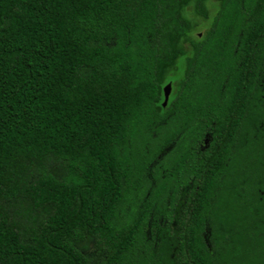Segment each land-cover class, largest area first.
Listing matches in <instances>:
<instances>
[{"label":"trees","instance_id":"trees-1","mask_svg":"<svg viewBox=\"0 0 264 264\" xmlns=\"http://www.w3.org/2000/svg\"><path fill=\"white\" fill-rule=\"evenodd\" d=\"M0 264H264V0H0Z\"/></svg>","mask_w":264,"mask_h":264},{"label":"rangeland","instance_id":"rangeland-1","mask_svg":"<svg viewBox=\"0 0 264 264\" xmlns=\"http://www.w3.org/2000/svg\"><path fill=\"white\" fill-rule=\"evenodd\" d=\"M216 7H217L216 3H210L209 4V12L212 15L214 14ZM190 17L193 18L194 23H195V29L193 30L192 35H194V36L195 35H202L207 30L210 20H208V19L205 20V19H203L201 17L194 16L193 14ZM183 60H184V58L180 57L178 59V62H177V64L179 65L178 67H180L181 70H182V67L184 65V61ZM179 73H180V69L177 68V67H176V69L172 70V74H177V77H179L178 76ZM170 84H171V90H172V83H170Z\"/></svg>","mask_w":264,"mask_h":264},{"label":"water","instance_id":"water-1","mask_svg":"<svg viewBox=\"0 0 264 264\" xmlns=\"http://www.w3.org/2000/svg\"><path fill=\"white\" fill-rule=\"evenodd\" d=\"M163 93H164V100H163V106L166 105L169 96L171 94V84L167 83L164 87H163Z\"/></svg>","mask_w":264,"mask_h":264}]
</instances>
